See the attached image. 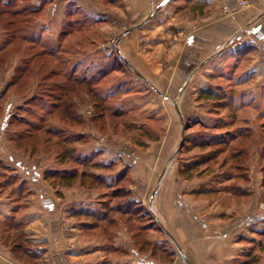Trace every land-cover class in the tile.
Returning a JSON list of instances; mask_svg holds the SVG:
<instances>
[{
  "label": "crops",
  "instance_id": "1",
  "mask_svg": "<svg viewBox=\"0 0 264 264\" xmlns=\"http://www.w3.org/2000/svg\"><path fill=\"white\" fill-rule=\"evenodd\" d=\"M57 1L52 0L51 7L58 11ZM104 1L94 0L97 7L103 8L97 19L108 23L110 31L122 29L127 22L133 25L119 38L118 50L151 87V91L144 89L149 90L150 106L159 105L164 111L155 117L166 120L165 128L155 132L166 136L159 138L161 144L153 143L151 149L146 143L142 152L148 155L151 151L150 160L144 157L129 167L133 174L128 187L131 199L143 206L159 229L149 240L166 242L174 254L171 264H233L249 245V231H260L262 228L258 230L256 226L264 224L251 221L248 208L235 212L232 207L196 196L199 186L175 178V170L157 187L159 180L154 174L167 162L182 131L177 124L180 114L173 115L164 102L175 101L180 111L185 105L181 113L190 117L196 98L189 96H196L198 90L207 87V77L214 71L230 65L231 52L248 44L252 46L249 55L253 54V61L246 73H254L256 85L264 82V9L255 5L240 10L237 0H169L163 6L160 4L164 0ZM60 7L63 10V4ZM234 36L241 46L231 50L225 45ZM155 93L161 96L159 103ZM104 148L98 150L101 156ZM109 149L121 150L118 146ZM119 156L109 157V163L119 161L117 170L121 171L127 162L122 164L124 155ZM141 168L144 177L139 174ZM15 186L0 178V264H60L63 259L66 264H167L161 257L153 256L148 246L134 253V241L125 225L111 241L85 231L73 210L93 206L89 194L64 188L62 199L58 197L60 188L39 178L37 186L33 185L37 189L31 188L30 194L18 199L13 194ZM21 203L22 208L17 209Z\"/></svg>",
  "mask_w": 264,
  "mask_h": 264
},
{
  "label": "trees",
  "instance_id": "2",
  "mask_svg": "<svg viewBox=\"0 0 264 264\" xmlns=\"http://www.w3.org/2000/svg\"><path fill=\"white\" fill-rule=\"evenodd\" d=\"M27 1L29 0H0V19L3 21L1 22V27L6 31H8L7 27L13 24L16 25L20 22L15 19L16 17H21L26 14V7H33L30 11L37 16L33 18L32 24L29 23L30 25L22 26L19 29L16 28L11 36L9 35L6 37L4 34L5 38L0 40V55L6 51L8 57L11 50V48L8 47L12 43L16 44V48L20 50V54L23 53L24 55H13L16 58L18 64L16 68L19 71V74H16L17 77L14 75V77H16L13 79L14 87L18 85L17 80L20 78L21 74L23 75L24 72L25 74L31 73L33 70L32 67L41 62L43 63V67L37 69V81L35 78L29 77L23 80L24 82L21 86L25 89V86L29 85L30 81L33 79L36 81V83L34 82L35 86H48L50 89L52 88L53 91L50 92L47 98H42L43 93L41 92H38L36 96L34 94L26 98V93L24 91V98L22 97L24 99L23 102L19 106L13 107V109L11 108L12 106H8L3 112L5 115L1 122V131H4V134L9 131V133L13 135L9 140L15 141L16 139L24 137L25 134H20L14 129L12 130L13 122H24V124L28 122L26 125L27 130L33 132H27L29 134L26 135L37 133L47 135L48 139L55 138L54 141L50 140L51 143H49L51 153L55 154V157H60L61 160L64 159L66 165H73L75 167L51 169L49 173L41 178L48 183L50 182V185L55 189L60 188L58 186L61 185L68 187L71 185L74 186V183H79L86 191L90 189L95 190L94 192L97 193V196L92 199L93 206L79 207L73 210L74 217L81 221L83 229L92 236L106 238L111 241L115 237L118 229L125 225L134 241L133 248H136V250L134 249L135 251L133 250L134 253L138 254L148 246L153 256H159L164 259L167 264H171L174 254L168 249L166 242L156 241L158 239L154 241L149 240L151 234L154 235L159 231L155 219L149 215L140 203L131 199V194L128 191L131 178H126L129 174V167L126 166L121 171H118V165L116 163L110 162L105 164L101 162V152L94 148L91 149L89 145L94 138H98L101 140L100 142H103L102 135L86 133L78 127L74 128L71 126V123L75 122L78 124L76 121L80 120L79 115L75 111L74 101H71V97L74 95L75 87H84V90L87 89L86 92L88 96L89 94L93 95L92 103L95 113L92 120L94 123H99L102 120L115 121V125H117L121 131H124L125 134L129 131H137L139 134L136 135L140 138L144 134L141 127L146 124L143 123L140 125L141 127L138 126L140 122L137 119L139 114H141V110L138 103H133V100L137 94H141L144 91L147 92V90L142 91L141 88L136 89L132 86L128 87L126 86L127 84L125 85L124 81L120 82L118 79L120 77H126V73L128 72L138 79H141V76L131 68L130 64H128L117 48L112 49L108 55L105 54V51H100L99 48H96V43L98 44L96 40L103 38L97 25L103 21L87 14L76 4L70 9H65L64 13L66 14H64V19L60 20V24H65L67 30L58 32L55 40L47 38L48 35L44 40L38 37V35L41 36L44 34L45 27L41 31L37 30V39L28 37V31L29 33H31V30L36 32L35 27L43 14V7L41 5L36 8L33 6V3L30 4V2ZM45 1L46 4L52 2V0H42V4H44ZM23 2H27V4H23ZM103 2L105 1L103 0ZM71 34H73L74 37L81 35V37L77 39L76 44L81 45L83 42L87 43L88 41L91 47L95 48H91L89 51L71 52L68 47H66L68 43L64 41V39ZM30 35L32 36V33ZM49 37H53V35H49ZM30 39L34 42L37 41V44L41 43L37 45L41 50L27 56L24 53L27 54L26 42ZM45 39L52 40L51 46L47 45L48 43ZM251 48L252 46L248 44L246 47L230 53L231 63L228 71L220 72L219 74L221 76H218L225 82V85H223L224 89H222L221 84L218 83L219 80H216L218 75L217 72V75L211 74L208 76V79H210V81H208L209 86L206 89L201 88L197 98L198 101L204 99L213 103L209 115L214 117L213 119L215 120H218L219 111L221 110L231 109L233 111L236 110L237 113H243L249 110L241 114L242 116L240 119L236 121L242 122L244 125L237 127L238 132L236 135L231 134V131H227L228 133L225 134L226 136L221 134L215 135L214 137L217 141L214 143L218 145L214 146L219 148H215L218 150H214L213 153L206 152V154H204L205 152H195L198 154H190L193 155L191 159L187 163L184 162L183 168L177 171L180 178L187 177L189 179L192 177H199V175L204 174L203 172H209L210 174L211 170L209 169V165L218 160L219 154H223L221 151L228 142L231 141L229 144L231 145L239 138L243 140L248 139L249 137L245 135L249 134L251 129L253 130L252 125L258 123V121L260 122V119H264V111L263 108H261L264 100H262L263 97H261V95H256L258 90L254 92L255 97H251L248 100H244L246 94L242 90H238L239 92H236L235 95H237V99H240L242 102L237 104L236 107L233 106L234 100L233 97H231L232 88L250 85V83H246L250 78L247 76L246 72L243 73L244 76L246 75L243 79H234V77L238 74L236 70L239 69L240 62L248 58ZM80 50L81 49L78 51ZM65 56H67L66 59L63 58ZM47 64L53 65L46 67ZM60 74L62 78H58ZM55 77L57 80L54 79ZM111 79L112 81L110 83L113 84L109 86L111 87L115 84V88L108 92L105 90L107 86H103V84H110L107 81ZM237 80L243 81L237 82ZM250 82H252V80ZM226 86H229L231 90ZM149 88L151 89L150 86L147 89ZM38 100L41 101V110L39 109L36 112L34 110L35 107L31 104ZM31 111H34L37 115V119L33 117V119L30 120L26 117V114H30L29 112ZM20 113L23 114L20 115ZM230 123H232L231 120H224V125H229ZM201 124L204 125L203 122L201 123V119H197L193 122L188 119L184 121V132H190L193 126L196 127ZM261 124L262 122H260V125ZM136 125L139 128H137ZM220 125V122H216L213 126L214 130H217ZM134 126L136 127L135 130ZM231 126H227V128ZM205 128L208 129L207 127ZM244 129H249L248 131L250 132H245ZM260 138H262V136H260ZM189 141L191 143H189ZM208 143H210V140H204L196 144V142L191 141L189 137H185L182 143V150L180 151L183 153H191L194 150L199 151V149L202 151L211 148L212 145H208ZM2 148L6 150L5 146H2ZM238 154L239 152H235L231 155L232 157H237ZM11 159L13 160V158ZM223 161L224 160H222L221 164H223ZM0 164H3L1 159ZM202 166L203 168L200 169ZM107 172L113 173L116 178H106L105 175ZM30 175L32 182L37 185L39 177L34 178L32 172H30ZM217 176L216 174H212L210 177L207 175V180L198 187L196 196L202 199H210L219 202L221 206L231 205L233 204L234 198L244 197L242 196L243 193H237V189L226 185L225 182L221 181ZM2 178H4V176H2ZM7 179H9V183H14L16 185V188L13 190V194L16 198L22 199L32 192L31 187L28 186L25 180L22 181V178H6V180ZM197 185L200 184L197 183ZM22 204L23 203L17 204V209L22 208ZM250 219L254 223L258 220L260 223L264 224L263 215L255 214L252 215ZM10 223H13V221L10 220ZM251 232H253V235L258 232L261 237H264V230L259 232L255 229H251ZM249 242L251 241H248V243ZM111 248L113 249L112 246ZM244 249L241 251L240 257H238L233 264L236 262H240L239 264H257L259 259L253 254L252 250L249 249L244 251ZM120 251L126 253L124 250L120 249ZM141 264L146 263L142 262Z\"/></svg>",
  "mask_w": 264,
  "mask_h": 264
},
{
  "label": "rangeland",
  "instance_id": "3",
  "mask_svg": "<svg viewBox=\"0 0 264 264\" xmlns=\"http://www.w3.org/2000/svg\"><path fill=\"white\" fill-rule=\"evenodd\" d=\"M72 1L74 2L71 3ZM95 1L99 2V0H95ZM246 1H249V4L247 8L245 9H251L255 7V5L257 6L261 5L260 7L263 8V4H261L263 0H260V1L259 0H246ZM27 2H30V4L33 3V6L36 8L37 6H41V5L43 7V11H42L43 14L41 15L40 19L37 22L38 28L37 26L35 27L36 32L31 30L32 36L30 35L31 33H29V31L27 32L28 37H31L32 39L33 38L37 39V30L41 31L45 27L44 34H42L41 36L38 35V37H40L41 40H44V38H46L47 35H48L47 38H51L55 40L58 32L62 30H67V27H65V24L63 23L60 24L61 23L60 20H63L65 17L64 16V14H66L64 13L65 9H70L73 6H75V4L81 5L82 6L81 8L87 14L93 16L96 19H97L99 10L100 9L103 10V8L97 7V5L94 3V0L92 1L91 0H67V1L58 0L57 1L58 11L56 10L57 8L51 7L52 6L51 3L46 4V1L44 2V4H42V0H29ZM27 2H23V4H27ZM62 4H63V10L62 9L61 10L63 12H61L60 10L61 8L60 6ZM236 6H237V3H236ZM32 8L33 7L31 6L26 7V14L22 15L21 17H16L15 20H18L20 22L16 24L17 26L13 24L12 26L7 27L8 31L4 30L1 27L2 25L1 22L3 21L0 19V40L4 39L5 36L6 37L9 35L11 36V34H13L14 31L16 30V28L19 29L22 26L32 24L33 23L32 21L34 20L33 18L37 17L35 16L36 14L31 13L30 10ZM237 9H239L238 6H237ZM128 23L129 22H127L126 24H123L124 25L123 28L117 31H110L108 27L109 25H107L108 23L107 24L105 22L99 23L97 25V28L99 29L103 38L96 40L98 42V44L96 43V48L97 49L99 48L100 51H105L106 55H108L112 49L114 48L118 49L119 48V38L122 37L126 32H129L131 28L133 27L132 24L130 23L128 24ZM95 29H96V26H95ZM49 35H53V37H49ZM79 37H81V35H77L74 37L73 34H71L69 37H66L64 41L65 43H68V44L67 46L65 44V46L68 47V49L73 53L81 52V51H89L92 47L88 41L87 43L83 42L81 45L76 44L77 39ZM32 39L26 42L27 54L26 53L24 54L27 56H29V54L31 55L41 50V48L37 46L41 43L37 44V41L34 42ZM46 41L48 43L47 45L51 46L52 40L48 39ZM239 43L241 44V41H239L237 37L234 36L231 39H229L225 47H228L230 45L233 46ZM8 48H11L10 55H8V57L6 55V51H4L2 55H0V135H1L0 136L1 138L0 139L1 141L0 142V159L2 160V163H3V164H0V178H2V176H4V178H13V179L14 178H24L25 181L28 183V186H30L31 188H35L37 185L34 184L32 180L30 179L31 178L30 172L34 174V178H37V177L41 178L45 174L49 173V170L51 169L52 170L55 168L65 169L66 167H75V166L66 165L64 163V159L61 160L60 157L59 158L57 156L55 157V154L51 153L49 143H51L50 140L54 141L55 138L48 139L47 135L37 134V133H33L32 135H26V134H29L27 132H30V133L33 132L31 130H27L26 125L28 124V122H26L25 124L24 122H18V121L13 122L12 130L14 129L20 134L21 133L25 134L24 137L16 139L15 141L9 140L13 136L11 133H9V131L6 134H4V131H1V122L3 120V116L5 115V113L3 114V112L5 111V109H7L8 106H12L11 107L12 109L13 107L19 106L24 100L23 95L25 93H26L25 94L26 98L34 94L36 96L38 92L43 93L42 98L43 97L47 98V96L50 95V92L53 91V89L52 88L50 89V87L48 86L41 87L39 85L37 86L34 85L37 81V69L40 67H43L42 65L43 63L41 62L38 65L36 66L34 65V67H32L33 70L31 73L25 74L24 72L23 75L21 74L20 78H18L17 80L18 85H15L16 87H14L13 79L17 77L16 74H19V71L16 68L18 64H17L15 56L13 55L15 54L19 55L20 50L16 48V44L14 43L9 45ZM94 48L95 47H93L92 49ZM79 49L81 50L78 51ZM20 55L24 56L23 53H21ZM252 56L253 54H250L248 58H246L242 62L243 64H241L239 69L236 70L238 71V74L236 75V77H234V79L236 78L243 79L246 76V75L244 76L243 73L246 72L245 70L246 68L252 65V61H253ZM66 57L67 56L63 58L66 59ZM53 64H47L46 67H50ZM228 68L229 66H226L224 68L220 67L218 70L212 73V74L217 75V72H218L216 80H219L218 83L221 84L222 89H224L223 85H225V82H223L221 78L218 76H221L219 74L220 72L228 71ZM14 75L16 77H14ZM247 76H249L250 78L248 79L249 81L248 80L246 81V83L248 84L250 83V85L246 87L232 88L233 91L231 93V97H233V100H234L233 106L235 107L237 106V104L242 102L240 99H237V95H235L236 92H239L238 90H242L246 94L245 96L246 98L244 100H248L251 97H255V93H254L255 90H258L256 95H261V97H263L262 100H264V82L262 83L260 82L259 84H257L258 85L257 86L255 82V78H254V73L249 72L247 73ZM29 77L35 78L36 81L32 79V81H30V84L26 85L24 89L21 86L22 83L24 82L23 80L28 79ZM58 78H62V75L60 74ZM208 78L209 77H207V80H206L207 82L210 81V79ZM54 79L57 80L56 77ZM118 80L120 82L124 81L125 85L127 84L126 86L128 87L132 86L136 89L141 88L142 91L149 87L146 84L147 82H145L143 79H138L136 76L130 74L129 72L126 73V77L124 78L120 77ZM251 80L252 82H250ZM111 81L112 79L107 82L110 83ZM242 81L237 80V82H242ZM207 82L206 84H208ZM111 84L113 83L103 84V86H107L105 88L106 91L110 92L111 90H114L115 84L110 87L109 85ZM208 86L209 85H207V87H204V89L208 88ZM226 87L229 88V90H231L229 86H226ZM84 89H85L84 87L74 88V95L71 97V101H74L75 111L79 115L80 120L76 121L78 122V124L75 122L71 123V126L74 128L78 127L80 130L86 133L88 132V133L102 135L101 137L103 138L102 140L103 142H100L101 140H99L98 138H94L92 140V143L89 145L91 149L94 148L97 151L107 146L104 148V155L100 156V160H104L101 162L103 163L107 162L108 164L109 159H110L109 157H115L116 159V156L120 157L119 155H121L122 157L124 155L122 161L120 162H122V164H124V162H127L126 165L132 168L135 165H137L138 162L141 161V158L145 157V159L150 160V157L153 155L151 151L148 152V155H143L142 153L144 148L146 147V143L150 144V148H151L152 146L151 144L153 143L161 144V140L159 138L166 137L161 133L155 134V132H160L161 130L165 128L164 124L166 123V120H163L164 119L163 117L161 118L162 120L161 119L159 120L155 117V114H157V112L161 114L164 111H160L159 105L150 106V103L152 101V99H150L149 101L150 94H148V92L150 88L147 92L144 91L141 94H137L133 100V103L134 102L136 104L138 103L140 110H141L140 112L141 114H139V117L137 119L140 122L138 123V126L141 127L140 125H142L143 123L146 124L141 127L142 132L144 134L140 138L138 137V135H136V134H139L137 133V131H132V132L129 131L127 134H125L124 131H121L117 127V125H115V121L112 122L108 120H102L99 123H94L92 120L94 113H95V110L93 108V103H92L93 95L89 94L88 96L86 92L87 89L86 90ZM24 91L25 93H23ZM198 92L199 90L196 92V96H191V95L189 96L191 98L193 97V100L196 98V101L192 102L191 104L192 108L190 107V111L192 113L191 112L189 113L190 117H187V119L186 117H184V113L183 114L181 113L183 109L184 110L186 109L185 105H182V111H180V105L176 103L175 101L168 100L167 103L163 101L164 102L163 105L167 106L168 110L173 115L176 116V114L177 115L180 114L181 119H179L178 117L179 123H177L179 126V129H183L184 121H187L188 119H190L191 122L196 121L197 119L199 120L201 119V123L203 122L204 125L201 124L196 127L193 126L190 132H186V133L184 132V138L189 137V139L193 142H196V144L204 140H210V143H208V145H212V146L211 148L204 149L202 151L199 149V151L194 150L191 153H188V152L183 153L182 151H180L182 150V147L180 150H177L178 145L181 140L180 139L181 137L179 136L177 142H175L173 146V150L172 151L170 150L169 151L170 153L168 152L169 158L167 162H164L165 165L162 167V169L157 170L154 174L155 175L154 178H158L159 180L156 183V187L160 185L161 183H163V180L165 178H171L172 176L171 173L174 170L176 173L175 178H180V176L177 174V171H180L181 168H183L182 166L184 162L187 163L191 159L193 155H190V154H198L195 152H205L204 154H206V152L213 153L214 150H218L215 148H219V147L214 146V145H218L217 143H214L217 141L214 137L215 135L221 134V135L226 136L225 134L228 133L227 131H231L232 132L231 134L236 135V133L238 132L237 127L244 125V123L236 122V121L240 119V117L242 116L241 114H244L245 112H248L249 110L244 111L243 113H237L236 110L233 111L231 109L221 110L219 111L220 113L218 115L219 117L218 120H215L213 119L214 117H211L209 115V112L211 110L213 103L211 101H207L204 99L198 101L197 99ZM103 93H104V90H103ZM154 96H155L156 101L159 103L161 100L160 98L161 96L157 95L156 93L154 94ZM31 105L35 107L34 110L37 112V110L40 109L41 101L40 100L35 101ZM262 105L263 106H261V108H263V111H264V101L262 102ZM186 107L188 106L186 105ZM29 113L30 114H26V117L28 119L32 120L33 117L37 119V115L34 113V111H31ZM152 113H153V116H151ZM22 114L20 113V115ZM225 119L231 120L232 123H230L229 125H224ZM81 120L83 123L81 122ZM260 120L262 124L260 125L259 121L258 123L253 124L252 125L253 130L251 129V132L248 131L249 129H244L245 132L246 131L250 132L249 134L245 135L249 137L248 139L243 140L242 138H239L235 142H233L231 145H229L231 141L228 142V144L221 151L223 154H219L218 160L212 162L209 165L210 166L209 169L211 170L210 174L209 172L208 173L203 172L204 174L199 175V177H192L188 179L185 176L186 178L182 177L181 179L187 181V183L192 181L194 185L198 183L200 184L198 186H201V184L205 180H207L208 177H210L212 174L214 175L216 174L218 175L217 178H220L221 181L225 182L226 185L230 187H234L235 189H237V193H243L242 196H244L243 198H234L233 204L224 205L225 207H232V209H234L235 212H239V209L244 208L245 210V208L246 209L248 208V213H250V215L260 214L264 216V119L262 118ZM216 122H220L221 125L219 126L217 130H214L213 126ZM227 126H231V127L227 128ZM136 127L134 126V130L136 129ZM205 127H207L208 129H206ZM259 134L260 136H262V138H260ZM189 143L191 142L189 141ZM2 146H5L6 150H4ZM111 146H114V147L118 146L120 147L121 150L120 151H118V149L110 150L109 148H111ZM150 148H148V150ZM232 152L233 153L239 152V154L237 155V157L236 156L232 157L231 155L233 154ZM112 153L114 154V156ZM11 158H13V160ZM106 158H108V160H106ZM222 160H224L223 164H221ZM16 161L17 163L18 162L19 163L17 164ZM112 162L116 163L117 165L118 164L120 165L119 161H116V162L112 161ZM145 164H147V162H144V165ZM122 168H123V165H122ZM130 168H129L128 177L126 178H133L132 177L133 174H131ZM202 168L203 166L200 169ZM143 170L144 169L141 168L142 172L139 174L144 177L146 174L145 172H143ZM105 176L106 178H116L114 177L113 173H110V172H107ZM160 181L161 183H158ZM7 183H9V179H7ZM33 185H36V186L33 187ZM58 187H60V189L62 188L61 190L59 189V192H58V197H61L62 199L65 198V191H62V190H65L64 188L75 189L78 192H81L80 194H84V195L89 194L90 200H92L93 198L97 196V193L94 192L95 191L94 189H90L86 191L79 185V183H74V186L71 185L68 187H64L61 185ZM156 187H154V189ZM84 195H81L80 197L84 199ZM67 196L71 197L72 195L70 194ZM235 220L237 221L238 219H235ZM242 220L244 221V218H242ZM256 228H258V230L262 228L260 229V231L264 230V227L262 225L256 226ZM246 241H251V242H249L250 244L248 245L246 249H244V251H247L249 249L252 250L253 254L257 256L259 259L257 264H264V237H261V235H259L258 232L253 235V232H251L250 230L248 240L246 239ZM240 255H241V252L239 254V257ZM61 263L66 264L64 259L62 260V262H60V264ZM239 263L240 262H236L235 264H239Z\"/></svg>",
  "mask_w": 264,
  "mask_h": 264
},
{
  "label": "built area",
  "instance_id": "4",
  "mask_svg": "<svg viewBox=\"0 0 264 264\" xmlns=\"http://www.w3.org/2000/svg\"><path fill=\"white\" fill-rule=\"evenodd\" d=\"M260 1V0H259ZM263 2V3H262ZM261 2V4H263V9H264V0ZM237 3V6L240 10H243L245 8H247L248 4H249V1H246V0H237L236 1ZM239 46H241V44H235L233 46L230 45V49L231 50H234V49H237Z\"/></svg>",
  "mask_w": 264,
  "mask_h": 264
},
{
  "label": "water",
  "instance_id": "5",
  "mask_svg": "<svg viewBox=\"0 0 264 264\" xmlns=\"http://www.w3.org/2000/svg\"><path fill=\"white\" fill-rule=\"evenodd\" d=\"M169 0H164L161 4H160V6H163L166 2H168ZM183 138H184V130L182 129V131H181V140H180V143H179V145H178V149L177 150H180L181 149V147H182V143H183Z\"/></svg>",
  "mask_w": 264,
  "mask_h": 264
}]
</instances>
